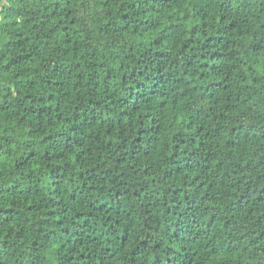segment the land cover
<instances>
[{
  "label": "trees",
  "instance_id": "1",
  "mask_svg": "<svg viewBox=\"0 0 264 264\" xmlns=\"http://www.w3.org/2000/svg\"><path fill=\"white\" fill-rule=\"evenodd\" d=\"M0 264H264V0H0Z\"/></svg>",
  "mask_w": 264,
  "mask_h": 264
}]
</instances>
